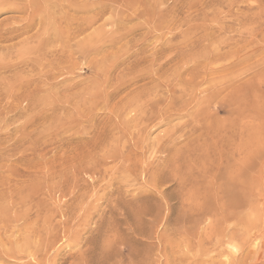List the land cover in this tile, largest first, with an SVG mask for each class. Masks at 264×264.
<instances>
[{"label": "rangeland", "instance_id": "obj_1", "mask_svg": "<svg viewBox=\"0 0 264 264\" xmlns=\"http://www.w3.org/2000/svg\"><path fill=\"white\" fill-rule=\"evenodd\" d=\"M10 1L0 264H264V0H164L152 18L117 2L83 33L84 54L44 12L24 33ZM181 81L194 87L186 106ZM93 159L101 174L75 175Z\"/></svg>", "mask_w": 264, "mask_h": 264}, {"label": "bare ground", "instance_id": "obj_2", "mask_svg": "<svg viewBox=\"0 0 264 264\" xmlns=\"http://www.w3.org/2000/svg\"><path fill=\"white\" fill-rule=\"evenodd\" d=\"M5 1L6 0H3V1L0 0V5L3 4V3H9V2H11L10 0L8 2H5ZM14 1L16 2V5H14V7L19 12L23 13L22 14L23 17L20 19V21H22L25 24V28H22V30H23L24 33L26 31L31 30L32 28H34L35 25L40 22V19H38L39 18L38 15L40 13L44 12L45 13L46 20H43V21L41 20L42 23L44 22L43 25L46 28L51 29V31H53L54 34H58V35H60V34H66L65 39H66V42H68V45H72L71 41L74 40V38L76 39V38L82 36L84 32L88 31V29H90L91 27L94 26V24L96 23V21L99 22L100 20H102L104 18V16H106V14H109V12H110V14L111 13L113 14L112 11H114V10H115V12H118V14H119L120 11L122 12V10L126 8L127 10H131L132 13L134 14V16H136V15H143V16H147V17H151V18L153 17V15H157L156 17H159V16L162 17V14L164 13V12L159 13L160 11L159 10L157 11V9H156L159 3H162V4L164 3L163 2L164 0H14ZM166 1L167 0H165V2ZM176 1L174 0L173 2H176ZM117 2H123L124 3V5H122L123 3L122 4H119L121 6V10L119 9L120 7L117 4ZM177 2H179V1H177ZM177 2H176V4H179ZM182 2H185V1H182ZM180 3H181V1H180ZM115 4L118 5V8H117V6ZM174 5H175V3H174ZM122 6L123 7L125 6V8H123ZM178 6H177V8H179ZM182 7H184V6H182ZM126 9L123 10V13H126L127 12ZM115 12H114V14L116 15ZM128 13H129V11H128ZM132 13H129V14H132ZM163 16H164V14H163ZM60 18L61 19H64L63 21L61 20L62 23L59 21ZM157 19H159V18H157ZM64 21L66 22L65 27L63 26V23H65ZM72 22L75 24V26L72 24ZM61 25L64 28H62ZM16 28L17 27H15V29ZM102 29H101V27L100 28H97L96 27L94 29L95 31L98 32V33L95 32V33H97V35H96L97 38H99L100 34L102 35V33H101ZM8 31H9V29H8ZM18 31H19V29H18ZM103 31H104V29H103ZM15 32L17 33L16 30H15ZM10 33H11V30H10ZM93 35L95 36L94 33H93ZM94 36H92L91 38H93ZM0 37H2V36L0 35ZM4 37H5V35H4ZM95 37H94V39H96ZM9 38H11V37H8V40H10ZM2 39H3V37H2ZM0 40H1V38H0ZM87 41H86V37L85 36H82V37L78 38L77 41L75 40V42H76L75 45H77V48H76L77 52H80L81 54H84L86 47L89 46V45H87V43L89 44V41H92V40L91 39L90 40L88 39ZM46 54H48V52H45V56H46ZM37 62H38L37 59L36 60H30V62L29 63H26L25 64V67L23 66V68H28L29 70H31L32 72H34L37 69V65H36ZM16 65H19V63L18 64H14V65L0 63V74L6 73L7 71H11V69L13 67H15ZM52 69H53V67H52ZM50 75H52V74H50ZM45 76H48V75L46 74ZM53 76H55V75H53ZM139 76H141V75H139ZM143 77H145V75ZM161 77H162V75H161ZM49 78H51V77H49ZM140 78H138V79H140ZM152 78H154V77H152ZM154 79H152L153 81L152 80L151 81L154 82L155 81ZM182 81H184V80L182 79ZM185 82H187V81L185 80ZM138 83L139 82H137V84ZM186 84H184V82H182V85H180L181 87H183L182 89L180 87V90L182 91V95H180V96L178 95V97H180L178 99H181L182 100L181 103L184 102V104L187 103V102H189V100H186V97L188 96L191 99L192 94L194 93L193 92V88H194L193 85L192 84H187L186 85ZM177 85H178V83H177ZM177 87H175V88H177ZM152 88L150 90H156V89H154V88L152 89ZM158 90H159V88H158ZM162 90L164 92V89H162ZM176 90H178V89H176ZM148 91L146 93L149 95L150 94V91H149V93H148ZM167 91H168V92H166L167 95H168L167 97L170 96V98H171V96L177 95V94H174V93H177V91L175 92V90H172L171 91V89H168ZM156 92L154 91V93L158 94L159 91H156ZM161 93H162V91H161ZM180 94H181V92H180ZM151 95H150V99L153 100L154 97L151 98ZM162 95H163V93L161 94V96ZM164 95H163L162 98L161 97L160 98L163 99L164 98ZM142 98H143V95H142ZM174 98L175 97L173 96V99H171V101H173V102H171V101H169V102L173 104L174 103ZM148 99H149V96H148ZM155 99H157V98L155 97L154 100H153V102L155 101ZM165 99H166V97L164 98V100ZM168 99L169 98H167L166 100H168ZM137 100L138 99L136 98V101ZM176 100L177 99H175V101ZM136 101H134V103L137 104L139 100L137 102ZM157 101H159V99ZM157 101H155L156 102L155 103V106L158 107V106L161 105L159 103L161 100L158 102L159 105H156L157 104ZM153 102L151 103L152 105H153ZM165 102L167 103V101H165ZM144 104H143V106H144ZM172 104H170L171 107L173 106ZM177 104H178V101H177ZM187 104H189V103H187ZM128 105H130V104H128ZM147 105L149 106V103ZM147 105H145L146 106V109H147ZM152 105H151V107H152ZM181 105H183V104H181ZM145 106H144V109H145ZM170 106H168V107H170ZM179 106H180V104L179 105H176V107H179ZM185 106H186V104H185ZM135 107H137V106H135V104L134 105H130V106L127 107L128 109L127 108L124 109V112H127V110H128V112H131L130 110H134ZM165 107L168 108L166 105H165ZM171 107L169 109H172L174 106L172 108ZM158 108H156V109H158ZM163 108H164V106H163ZM163 108H159V110H158V114L159 115L164 116V114L167 113V111H163ZM139 109H137V111ZM142 109H140V110H142ZM172 110H174V109H172ZM151 112H153V111H151ZM151 112H150V114H151ZM170 112H172V111L170 110ZM116 113H119V112L117 111ZM120 114H121V112H120ZM156 114H157V112H156ZM200 114H201V112H199L197 114V116L198 115L200 116ZM131 115H133V114H131ZM131 115H130V117H131ZM154 116H155V114L154 115L152 114V118ZM201 116H202V114H201ZM143 118H145V117L142 114H139L136 117H133L131 120L133 121V120L143 119ZM156 118H158V117L156 116ZM156 118L153 119V120H156ZM79 164L80 165L77 166V168H75V175H77L79 173H82V172H92V173H100L101 172V170L99 169L100 162L97 161L96 159H93V160L89 161L88 163L82 161ZM227 187H226V189L224 188V186H223V188L222 187H220V188H221V190H222L223 193L225 192L227 195H229V192H227L228 191L227 190ZM242 189L244 190V188H242ZM232 205H233V203L230 204L227 200L224 201V206L225 207L231 208ZM232 207H234V206H232ZM243 240H244V242L247 241V239L245 237L243 238Z\"/></svg>", "mask_w": 264, "mask_h": 264}]
</instances>
